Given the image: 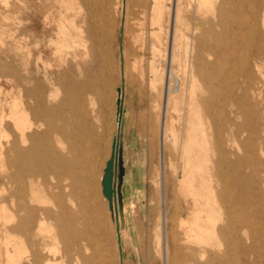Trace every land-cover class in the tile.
I'll list each match as a JSON object with an SVG mask.
<instances>
[{"label":"bare ground","instance_id":"bare-ground-1","mask_svg":"<svg viewBox=\"0 0 264 264\" xmlns=\"http://www.w3.org/2000/svg\"><path fill=\"white\" fill-rule=\"evenodd\" d=\"M122 1L116 0L118 4ZM110 5L111 0H61L64 11L58 28L57 52L65 63L68 56L78 60L77 64L83 56H90L87 26H92L95 36L102 34L105 28L101 20L108 16ZM193 5H197L204 18L194 20L188 15ZM135 7L140 16L141 50L149 47L152 55L157 56L172 28V59L179 50L187 58L194 54L188 66L192 82L188 140L182 151L184 168L178 197L172 201L166 191L159 194L163 209L158 248L164 263L264 264V0H126L123 23L126 31ZM24 32L21 30L20 34ZM99 55L102 56V47ZM31 57L30 51L28 60L18 57L14 62L13 87L17 96L8 113L0 101V233L3 236H0V264H106L98 242L91 244L97 258L95 263L82 258L83 246L79 242L85 240L90 247V240L83 239L71 220L64 219V212L54 215L49 209L29 208L26 200L21 199L18 211L11 214L16 216L27 210L30 217L26 224L10 225L14 220L7 216L6 186L14 184L18 192L31 188L36 141L44 144L49 135L36 130L50 120L52 109L63 106L60 103L49 107L52 95L48 94L45 83L34 84L37 75ZM151 68L157 76L153 64ZM71 69L69 66L68 71ZM45 72L47 78L48 71ZM166 88L169 90V86ZM169 103L166 99L165 106ZM78 104L83 112V102ZM52 132L62 133V130L54 127ZM165 134L163 119V142ZM66 162L63 161V167L69 170L68 177L76 180L70 171L80 162L78 156ZM50 168L56 169L53 162ZM8 169L13 173L8 174ZM163 178L167 180L164 170ZM55 219L65 224L58 230L56 226L53 234L55 225L47 226V221ZM25 230L28 233H23ZM19 231L21 237L26 234L33 239L31 249L16 240ZM46 233L55 241L52 247L47 244Z\"/></svg>","mask_w":264,"mask_h":264},{"label":"rangeland","instance_id":"rangeland-1","mask_svg":"<svg viewBox=\"0 0 264 264\" xmlns=\"http://www.w3.org/2000/svg\"><path fill=\"white\" fill-rule=\"evenodd\" d=\"M109 7L108 16L101 20L105 28L102 34L95 36L92 26H87L90 56H83L80 64L68 56L67 64L57 52L58 28L64 11L61 0H0L1 107L7 113L10 111V104L17 96V89L13 87L14 62L18 57L28 60L30 51L37 75L34 84L45 83L48 94L52 95L49 107L63 104L61 109H52L50 120L36 130L39 134L46 131L49 135L44 144L36 141L31 188L18 192L14 184L6 186L7 216L14 220L10 225L27 223L29 211L14 216L19 201L23 199L29 208L49 209L54 215L64 212V219L71 220L80 236L90 240V247L85 240L79 242L83 246L82 258L95 263L97 258L91 244L98 242L106 264H150L153 260L155 264H165L158 248L163 209L160 195L166 191L172 201L178 197L184 168L182 151L188 140L192 86L188 66L194 54L190 53L187 58L185 52L179 50L175 53L176 58L172 59V28L165 45L159 47V55L154 57L149 47L146 51L141 50L138 8L135 7L126 31L123 28L126 0L121 4L111 0ZM172 10L174 18V6ZM47 15L49 20H46ZM188 15L194 20L204 18L197 5H193ZM21 30L25 31L23 35ZM101 47L102 56L99 55ZM152 64L158 77L151 70ZM69 66H72L70 71ZM45 70L48 71L49 82H45ZM119 90H123V97ZM119 99L120 104L117 103ZM166 99L170 101L167 106ZM79 101L83 102V112ZM119 110H122V117L118 135ZM163 119L166 121L164 142L161 137ZM54 127H59L62 133H50ZM117 140L120 146L118 207L112 210L103 193L102 180ZM75 155L80 162L70 172L76 180L68 177L69 170L63 167V161L71 162ZM51 162L56 169L50 168ZM163 170L167 176L165 181ZM7 173L12 174V169ZM1 190L0 185V194ZM29 192L30 202L27 198ZM11 195L15 197L12 199ZM36 218H40L39 213ZM49 223L55 225L53 234H56V226L58 230L65 224L56 219L47 221V226ZM23 233L28 232L25 230ZM21 234L19 231L15 235L16 240H21L26 248L31 249L33 239L26 234L21 237ZM0 236L3 238L1 233ZM45 236L47 244L52 247L55 241L50 234ZM120 236L122 262L118 246ZM58 246L61 249L62 245Z\"/></svg>","mask_w":264,"mask_h":264},{"label":"water","instance_id":"water-1","mask_svg":"<svg viewBox=\"0 0 264 264\" xmlns=\"http://www.w3.org/2000/svg\"><path fill=\"white\" fill-rule=\"evenodd\" d=\"M120 96L123 97V90H119ZM120 104V99L117 102ZM121 117H122V110L118 112V126L120 134V127H121ZM119 142L118 140L115 141L113 145V153L111 156L110 161L107 164V169L105 170V175L102 180L103 184V193L108 198L110 202V206L112 210H116L118 207V193H117V179H119L118 175V167H119ZM121 180V177H120ZM118 224V222H117ZM119 246H120V254H121V261H122V251H121V243L119 238Z\"/></svg>","mask_w":264,"mask_h":264}]
</instances>
